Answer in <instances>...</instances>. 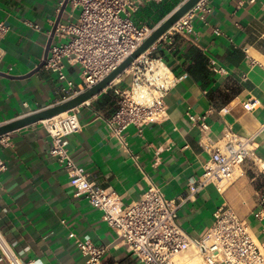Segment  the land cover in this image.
Instances as JSON below:
<instances>
[{
	"label": "crops",
	"instance_id": "crops-1",
	"mask_svg": "<svg viewBox=\"0 0 264 264\" xmlns=\"http://www.w3.org/2000/svg\"><path fill=\"white\" fill-rule=\"evenodd\" d=\"M185 0H142L134 13L138 24L157 26ZM60 0H0V36L5 54L0 67V124L59 103L62 82L42 63L59 16ZM199 7L191 33L169 32L154 43L172 84L165 101L168 118L129 126L122 141L111 119L118 107L116 88L130 86L122 73L99 94L78 107L83 123L69 137L80 169L100 186L116 191L124 203L139 199L151 183L168 198L190 194V183L204 171L211 152L191 116L204 117L209 135L219 141L227 127L258 133L255 154L237 177L219 189L210 184L180 209L179 222L200 237L223 205L232 207L264 241V219L256 216L264 198V0H208ZM67 6L61 22L77 20ZM63 37L57 33L53 42ZM216 67V68H214ZM67 73L82 82V67L67 63ZM251 101L253 107H247ZM0 143V228L30 264H87L74 233L106 245L103 264L140 261L93 206L70 182V175L50 151L51 136L41 121L16 129ZM0 264H8L1 261Z\"/></svg>",
	"mask_w": 264,
	"mask_h": 264
},
{
	"label": "built area",
	"instance_id": "built-area-1",
	"mask_svg": "<svg viewBox=\"0 0 264 264\" xmlns=\"http://www.w3.org/2000/svg\"><path fill=\"white\" fill-rule=\"evenodd\" d=\"M66 1L67 6L80 11L79 16L77 20L59 23L56 33L64 40L52 42L43 65L54 71L62 82L63 98L59 103L109 75L156 27L135 22L133 16L142 0H60L59 10ZM199 7L211 12L208 0H200L164 35L170 31L193 32V19ZM7 30L8 25L0 21V36ZM154 49L153 44L124 71L133 75L130 86L115 90L118 107L111 123L117 124L114 131L124 142L122 131L125 128L133 125L143 129L168 118L165 96L172 78L163 58L153 54ZM4 54L0 45V67ZM67 63L82 67L81 83L69 76ZM246 106L253 107L254 103L248 101ZM78 107L41 120L51 136L50 151L68 170L73 187L103 212L105 221L140 261L185 264L183 257L194 244L203 264H264V241L259 242L254 237L246 220L230 206L223 205L215 212L214 222L200 237H192L179 222L180 209L193 195L210 184L222 189L237 177L238 168L255 154L258 133L245 136L227 127L223 137L214 141L204 117L192 115L191 119L198 122L203 131L202 140H207L204 147L210 150L211 158L204 164L203 173L191 181L190 194L168 198L159 185L151 183L139 199L124 203L120 194L100 186L83 172L70 152L69 137L83 127ZM6 135L0 136V143L6 141ZM5 165L1 163L0 166ZM256 216L264 219V198ZM74 238L87 257V264H103L106 245L96 244L90 235L74 233ZM1 261L30 264L14 249L0 228Z\"/></svg>",
	"mask_w": 264,
	"mask_h": 264
},
{
	"label": "water",
	"instance_id": "water-1",
	"mask_svg": "<svg viewBox=\"0 0 264 264\" xmlns=\"http://www.w3.org/2000/svg\"><path fill=\"white\" fill-rule=\"evenodd\" d=\"M200 0H185L181 5H179L170 15H168L161 23H159L154 31L146 38V40L130 55L128 56L114 71L109 75L103 78L101 81L93 85L92 87L78 93L74 97L46 107L44 109L29 113L20 118L13 119L11 121L0 124V136L8 134L16 129L25 127L27 125L36 123L38 121L53 117L64 111L72 109L76 106L81 105L82 103L89 100L91 97L99 94L103 91L110 83L115 80L119 75H121L131 63L137 59L141 54L148 50L158 39H160L182 16H184L191 8H193ZM67 1L64 3L63 7L60 10L59 16L56 20L54 28L52 30L45 57L42 63L39 65V68L44 65L45 58L48 56L50 46L53 42L56 29L61 22L62 15L66 9Z\"/></svg>",
	"mask_w": 264,
	"mask_h": 264
},
{
	"label": "rangeland",
	"instance_id": "rangeland-1",
	"mask_svg": "<svg viewBox=\"0 0 264 264\" xmlns=\"http://www.w3.org/2000/svg\"><path fill=\"white\" fill-rule=\"evenodd\" d=\"M192 247H190V249H194V251H192V250H190L191 252H189V251H186L187 253H185V255H184V262H185V264H193L191 261H190V259H188L189 258V255L191 256L193 253H200V251H199V249H198V247L196 246V245H194V244H192L191 245ZM193 252V253H192ZM190 253V254H189ZM189 254V255H188ZM200 264H203V259L201 260V263Z\"/></svg>",
	"mask_w": 264,
	"mask_h": 264
},
{
	"label": "bare ground",
	"instance_id": "bare-ground-1",
	"mask_svg": "<svg viewBox=\"0 0 264 264\" xmlns=\"http://www.w3.org/2000/svg\"><path fill=\"white\" fill-rule=\"evenodd\" d=\"M168 68V67H167ZM225 187V186H224ZM192 247V246H191ZM190 249V248H189ZM192 251H194V249H190ZM190 250H188L189 252H191ZM187 253V252H186ZM193 253V252H192ZM190 254V253H189ZM188 254V255H189ZM190 261L193 263V264H200L201 263V260H202V256L201 254L199 253H193L191 256L189 255V258Z\"/></svg>",
	"mask_w": 264,
	"mask_h": 264
}]
</instances>
